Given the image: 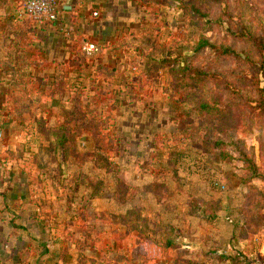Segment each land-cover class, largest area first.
<instances>
[{
  "label": "crops",
  "instance_id": "crops-1",
  "mask_svg": "<svg viewBox=\"0 0 264 264\" xmlns=\"http://www.w3.org/2000/svg\"><path fill=\"white\" fill-rule=\"evenodd\" d=\"M58 2L57 18L39 23L24 14L23 0H0V264H230L241 258L264 264V223L247 220L251 209L244 224L225 234L215 227L191 241H173L177 249L160 245L150 233L173 224L157 207L184 200L161 193L169 185L161 172L170 164L161 157L149 166L119 160L129 135L148 138L167 128L151 106L170 100L161 89L171 84L163 76L148 79L147 56L155 59L152 72L166 74L171 65L158 59L173 57L168 45L183 37V6L174 0ZM110 106L123 124L120 138L109 132ZM153 141L147 145L158 152ZM111 177L117 194L108 188ZM132 181L147 190L130 192ZM258 185L264 190V181ZM144 194L154 202L151 225L141 224Z\"/></svg>",
  "mask_w": 264,
  "mask_h": 264
},
{
  "label": "rangeland",
  "instance_id": "rangeland-1",
  "mask_svg": "<svg viewBox=\"0 0 264 264\" xmlns=\"http://www.w3.org/2000/svg\"><path fill=\"white\" fill-rule=\"evenodd\" d=\"M174 1L178 9H184L183 37L179 33L178 40L168 45L173 57L158 59L164 66L171 65L164 69L166 74L152 72L155 59L150 53L147 63L152 67L146 73L148 79L163 76L171 84L161 89L162 97L170 100L151 106L159 111V119L168 121L167 128H159L148 138L132 133L118 154L119 160L129 164L142 161L149 166L158 163L159 157L170 164L161 172L169 181L161 193L183 194L184 200L161 201L157 208L163 211L158 214L169 212L166 221L173 225L170 231L161 225L158 233L150 234L160 245L177 249L173 241H188L193 236L196 239L199 230L204 236L216 227L225 234V228L244 224L250 209L247 220L264 223V190L258 185L264 181V0ZM178 25L176 32L181 29ZM199 40L210 45L196 50ZM148 43V48H156L153 41ZM149 92L160 96L159 89L151 87ZM130 103L127 113L133 111ZM109 109V132L120 138L118 128L123 124L111 117L115 114L113 106ZM152 138L159 146L158 152L147 145H151ZM107 157L113 164L118 162L111 153ZM111 178L108 188L117 194ZM147 188L145 183H129L130 192L143 193ZM144 195L140 203L145 218L141 224L151 225L156 222L150 211L154 202ZM189 227L195 231L188 233ZM229 262L250 264L244 258ZM208 264L228 262L209 260Z\"/></svg>",
  "mask_w": 264,
  "mask_h": 264
},
{
  "label": "built area",
  "instance_id": "built-area-1",
  "mask_svg": "<svg viewBox=\"0 0 264 264\" xmlns=\"http://www.w3.org/2000/svg\"><path fill=\"white\" fill-rule=\"evenodd\" d=\"M59 11L58 0H23V12L39 23H47L57 18ZM90 50H95L93 44L89 45Z\"/></svg>",
  "mask_w": 264,
  "mask_h": 264
},
{
  "label": "trees",
  "instance_id": "trees-1",
  "mask_svg": "<svg viewBox=\"0 0 264 264\" xmlns=\"http://www.w3.org/2000/svg\"><path fill=\"white\" fill-rule=\"evenodd\" d=\"M210 45L206 40H203L200 42V40L198 41L197 45H196V50L202 49L205 46ZM229 50H226V52H228Z\"/></svg>",
  "mask_w": 264,
  "mask_h": 264
}]
</instances>
